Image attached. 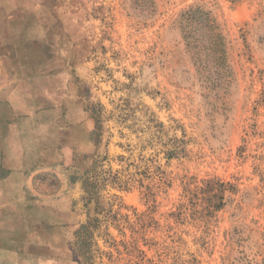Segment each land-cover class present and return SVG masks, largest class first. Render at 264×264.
<instances>
[{"label": "rangeland", "instance_id": "1", "mask_svg": "<svg viewBox=\"0 0 264 264\" xmlns=\"http://www.w3.org/2000/svg\"><path fill=\"white\" fill-rule=\"evenodd\" d=\"M30 63L72 76L80 147L57 153L64 119L14 101ZM15 231L37 264H264V0H0V232Z\"/></svg>", "mask_w": 264, "mask_h": 264}, {"label": "crops", "instance_id": "2", "mask_svg": "<svg viewBox=\"0 0 264 264\" xmlns=\"http://www.w3.org/2000/svg\"><path fill=\"white\" fill-rule=\"evenodd\" d=\"M33 63V62H32ZM32 63L29 65V69L22 70L18 73V78H16L14 84L10 85V91H14L15 99L14 101L24 103L30 110L27 114L32 116L33 121L37 120V124L43 126L48 124V117H50V124H55L56 119L60 122V118L64 119L61 123L64 122L63 127H59L58 130L61 133V136L58 139V142L52 144L55 147L57 153H62L64 150L72 151L73 148L80 147V141L73 142V139L70 136V132L76 131V129L85 130L87 128V112L84 106L76 105L78 101L76 98H72V91L70 88V79L71 75H67V69L56 74L55 70H31ZM48 62H36L38 68L48 67ZM70 68V67H69ZM66 73V74H65ZM17 75V74H16ZM14 74V76L16 77ZM11 75L10 77H12ZM13 76V78H14ZM67 77H70L67 78ZM77 77V75L75 76ZM66 79L67 85H56L58 79ZM77 81V80H76ZM12 83V82H10ZM12 89V90H11ZM21 94L22 98H19L17 94ZM11 101V100H8ZM58 116V118H55ZM64 116V118L62 117ZM64 131L66 132V137H64ZM77 138L78 136H74ZM66 138V140H65ZM79 139V138H78ZM72 140V141H71ZM80 140V139H79ZM82 146L86 144V137L83 136ZM78 145V146H77ZM44 150L40 153L42 156L38 160L39 164H48V146L46 144L42 145ZM20 158L14 160L15 166L11 168V171L20 172L23 170L22 161ZM57 162L62 163L63 158L60 155ZM20 224V222H19ZM14 225H17L15 222ZM22 236L13 232L12 235L3 234L0 232V264H37L38 253L31 251L30 253L24 254L21 246Z\"/></svg>", "mask_w": 264, "mask_h": 264}, {"label": "trees", "instance_id": "3", "mask_svg": "<svg viewBox=\"0 0 264 264\" xmlns=\"http://www.w3.org/2000/svg\"><path fill=\"white\" fill-rule=\"evenodd\" d=\"M190 13L193 14L191 20L194 19V21L198 23V25L200 26V28L198 29L199 31H202V30L207 31L209 28H211L208 26V20L206 19V15L204 13H203L204 18H202L201 13H199L198 10L191 9Z\"/></svg>", "mask_w": 264, "mask_h": 264}]
</instances>
